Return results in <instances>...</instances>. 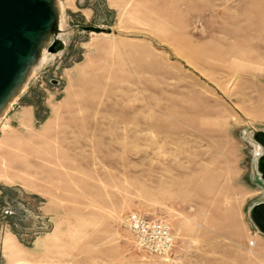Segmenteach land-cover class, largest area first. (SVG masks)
I'll list each match as a JSON object with an SVG mask.
<instances>
[{
  "label": "rangeland",
  "instance_id": "obj_1",
  "mask_svg": "<svg viewBox=\"0 0 264 264\" xmlns=\"http://www.w3.org/2000/svg\"><path fill=\"white\" fill-rule=\"evenodd\" d=\"M60 1L63 48L0 118V264H264V0Z\"/></svg>",
  "mask_w": 264,
  "mask_h": 264
},
{
  "label": "water",
  "instance_id": "obj_2",
  "mask_svg": "<svg viewBox=\"0 0 264 264\" xmlns=\"http://www.w3.org/2000/svg\"><path fill=\"white\" fill-rule=\"evenodd\" d=\"M58 19L55 0H0V112L21 93V85L43 47L49 53L63 48L64 42L56 37L61 31ZM81 28L111 31L92 25ZM250 136L262 148L255 158V168L264 186V129L252 130ZM249 217L264 234V201L251 205Z\"/></svg>",
  "mask_w": 264,
  "mask_h": 264
},
{
  "label": "built area",
  "instance_id": "obj_3",
  "mask_svg": "<svg viewBox=\"0 0 264 264\" xmlns=\"http://www.w3.org/2000/svg\"><path fill=\"white\" fill-rule=\"evenodd\" d=\"M121 222L132 234L137 245L153 254L166 255L173 247L174 238L161 221L129 211L122 215Z\"/></svg>",
  "mask_w": 264,
  "mask_h": 264
},
{
  "label": "bare ground",
  "instance_id": "obj_4",
  "mask_svg": "<svg viewBox=\"0 0 264 264\" xmlns=\"http://www.w3.org/2000/svg\"><path fill=\"white\" fill-rule=\"evenodd\" d=\"M57 7H58V14H59V19H58V27L61 28L63 27V4L62 1L60 0H55ZM65 23V22H64ZM110 28V27H109ZM111 31H114V29L110 28ZM62 31V30H61ZM105 33V32H103ZM58 35L61 37V33L60 31L58 32ZM62 40V39H61ZM63 41V40H62ZM59 53V51H58ZM55 53H49L45 47H43V49L41 50L36 62L31 66V69L25 79V81L23 82V84L21 85V88L19 90L22 91L23 89L26 88L30 78L34 75V73L38 70H40L44 65H46L47 63H49L53 58H54ZM17 96H15L9 103L8 105L3 109V111L0 112V118H2L6 112L8 111L9 107L11 106L12 102L15 100ZM260 178V176H259ZM261 179V178H260Z\"/></svg>",
  "mask_w": 264,
  "mask_h": 264
}]
</instances>
